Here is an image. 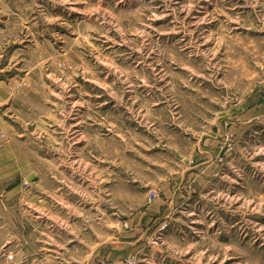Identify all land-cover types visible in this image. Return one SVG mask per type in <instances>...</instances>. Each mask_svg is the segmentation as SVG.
<instances>
[{
  "label": "rangeland",
  "instance_id": "1",
  "mask_svg": "<svg viewBox=\"0 0 264 264\" xmlns=\"http://www.w3.org/2000/svg\"><path fill=\"white\" fill-rule=\"evenodd\" d=\"M0 264H264V0H0Z\"/></svg>",
  "mask_w": 264,
  "mask_h": 264
}]
</instances>
